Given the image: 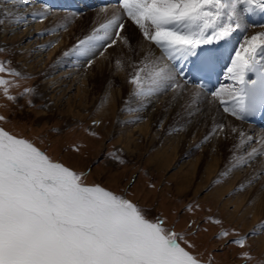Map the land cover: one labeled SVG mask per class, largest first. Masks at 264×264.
Instances as JSON below:
<instances>
[{
    "label": "snow or ice",
    "instance_id": "obj_1",
    "mask_svg": "<svg viewBox=\"0 0 264 264\" xmlns=\"http://www.w3.org/2000/svg\"><path fill=\"white\" fill-rule=\"evenodd\" d=\"M8 3L24 5L27 0ZM40 7L42 11L30 14L31 21L42 23L53 11L43 0ZM118 9L120 14L63 56L89 57L101 40L106 41L104 51L119 42L135 53L133 38L125 28L126 18L143 41L161 52L156 57L149 49L139 65H133L134 73L128 79L133 86L131 94L142 103H150L157 93L171 90L179 95L194 77L209 72L218 58L215 50L202 49L204 59L192 61L191 67L189 58L200 59L197 49L201 45L226 40L237 31L246 32L245 17L264 14V0H118ZM3 22L0 19V24ZM13 23L27 24L28 17L18 15ZM258 27L264 29V24ZM101 30L104 35L98 36ZM45 34H56V30L39 35ZM53 46L46 45L45 50ZM92 63V59L87 60L88 67ZM115 66L122 71L123 60H116ZM5 72L0 64V74ZM8 74L22 76L14 70ZM250 74L256 78L250 79ZM226 79L232 83L211 93L224 113L243 121L257 111L264 112V31L243 37ZM10 86V81L0 78L3 96L15 102ZM32 92L26 89L22 95ZM28 102L31 105L30 99ZM7 120L0 115V121ZM230 135L239 140L233 145L236 166H251L264 155V134L254 140L231 124L214 125L205 141ZM253 142L261 147L236 155L246 143ZM261 167L264 171V163ZM86 179L73 168L53 161L32 142L0 128V264H211L196 253V244L189 239L195 234L191 224L187 232H178L161 215H152L129 199L127 191L116 193ZM230 243L243 249L245 239ZM243 257L250 259V254L244 252Z\"/></svg>",
    "mask_w": 264,
    "mask_h": 264
},
{
    "label": "bare ground",
    "instance_id": "obj_2",
    "mask_svg": "<svg viewBox=\"0 0 264 264\" xmlns=\"http://www.w3.org/2000/svg\"><path fill=\"white\" fill-rule=\"evenodd\" d=\"M36 1L27 0L24 5H12L8 3V0H0V19L4 21L0 24V49L6 54L10 53L11 65L14 64L15 70L19 73L28 74V71L37 68L36 74L39 75V82L34 85L35 95L38 100L45 101V111L41 112L40 120L51 117L50 112L53 109L57 110L61 104H65L66 108L62 120L69 124L73 122L67 121V117L76 122L83 121L86 118L84 110L98 106L96 116L91 119L100 121L101 125L95 131H99L106 120H109L111 125L119 123L118 119L123 111L127 113L133 111L126 115L123 121L129 119L140 121L145 117V122L137 124L133 128H131L132 126H124L123 128L114 129L119 134L117 142L122 144L126 154L135 152V150L139 152L144 147L152 149L154 154L146 160V163L154 164L159 170L175 169L169 173L170 175L167 178L176 181L177 190L184 187L183 184L189 186L190 183L196 182L193 180H200L197 184L199 187L202 184L201 180L210 185L218 175L221 177V174L237 168L234 164L233 145L239 143V140L235 135H230L227 139L223 136L213 137L204 146H199L202 141L205 142L206 135L214 125L219 123L231 124L253 136L254 139H258L261 134H264V131H259L249 124L224 113L218 99L205 94L195 86L186 84L179 95L171 90L157 93L151 98L150 103H142L137 100L131 94L133 86L128 83V79L135 70L133 65L138 66L139 61L149 49L156 57H160L161 52L154 45L143 41L138 30L126 18L124 21L125 28L127 34L133 38L136 47L135 53L130 52L123 44L117 42L113 47L107 48L105 52L108 54L93 58V65L95 64L96 68L93 69L95 71L91 72L90 70L89 72L86 70L84 73L81 71L76 74L70 68L64 70L65 63L68 64V61L66 59L65 61H59L60 63L56 61L55 56H57V53L60 50H63L64 53V49L74 47L75 45L72 46V42L79 39L74 37L86 36L87 38L92 35L96 27L99 29L101 25L107 23L115 15L120 14V10L114 6H107L94 11L91 10L85 15L78 14L75 17L70 15L72 14L70 12L53 10L51 15L41 23L33 22L30 19L32 12L43 10L35 4ZM6 12L8 15H5ZM18 15L28 17V23H13ZM248 19L257 24H263L264 14L257 13L248 16ZM10 22L12 27L10 29L5 28L6 23ZM62 25H66L67 28L61 34L62 40L59 45L47 53L43 49L44 47L37 48L45 46L46 39H39L41 31L49 27L55 28ZM245 25L248 32L247 23ZM252 34L246 35L250 36ZM8 35H10L8 39L14 40L13 42L6 41ZM244 36L245 31H237L233 33L230 40L228 38L219 41L223 56L230 59L229 67L234 52L243 41ZM118 59L124 62L122 71L116 69L115 61ZM52 60H54V66ZM225 80L230 84L232 83V81L226 79V75ZM71 90H74L73 94H69ZM95 93L98 95H92ZM123 121H120V123ZM157 125H160L159 130L156 129ZM175 129H178V132L173 133ZM251 130L254 132L253 134H251ZM196 145L200 147V150H197V147L195 148L196 151L194 150ZM252 147L259 149L261 146L257 143L253 146L246 143L236 155H246ZM184 153L185 157H188L185 165H175ZM118 154L119 157L125 158L122 152H118ZM262 163H264V158H256L250 168L262 169ZM252 179V174H244L237 182L238 185L235 186L233 181H225L223 185L217 186L209 192V196L219 202L220 210L229 207L232 209L231 212L227 213L228 216L236 218L244 230L250 225H264V190L259 193L258 187H255L251 192L249 191L248 200L246 199L247 193H244V195L239 194L234 199L226 196L233 191V187L248 188L247 185ZM250 203L251 205L248 206ZM251 243L257 245L260 252H264V231L261 236L251 241Z\"/></svg>",
    "mask_w": 264,
    "mask_h": 264
},
{
    "label": "rangeland",
    "instance_id": "obj_3",
    "mask_svg": "<svg viewBox=\"0 0 264 264\" xmlns=\"http://www.w3.org/2000/svg\"><path fill=\"white\" fill-rule=\"evenodd\" d=\"M35 4L39 5L37 3ZM97 9L100 8L94 10ZM87 12L89 11L81 14L85 15ZM73 16H78V14ZM249 21L253 22L250 19ZM11 27V22L6 23L5 28L10 29ZM66 28V25H62L61 27L55 28L49 27L40 32L45 33L50 32L52 29L56 30V34L54 35H39V39H46L45 46L54 44L53 47L46 50V53L59 45L62 40L61 34L66 31ZM96 29L97 27L95 30ZM260 30L264 31V29L260 27L253 26L249 29L247 34H252ZM96 34L98 36L104 35L103 30ZM51 36L53 37L50 39ZM9 37L10 35L6 37V41L8 42L11 41L8 39ZM74 38L79 39H77L76 42H72V46H76L79 41L87 39L86 36ZM13 41L14 40L11 42ZM96 43L97 49L95 53L89 57H65L62 54L63 50H60L57 56H55L56 59H54L58 62L65 61L66 59L68 64L64 62L65 67L63 66V69L70 68L76 74L81 71L84 73L86 70L89 72L90 70L91 72L95 71V64L93 65L92 63V66L88 67L87 60H93V58L97 56L100 57L101 55H99V52L104 51L103 46L106 41L101 40ZM45 46L37 48L44 47L43 49H45ZM74 47L66 48L64 51L70 52V49ZM106 54L108 53L104 51V55ZM58 56L61 58L59 59ZM53 61L54 60H52V62ZM0 64L6 69L4 74H0V78L11 82L9 93L16 98L15 102L7 100L2 94L3 89H0V115H4L8 118L7 122L0 121V128H3L5 131H8L18 138H23L32 142L40 150L44 151L53 161L63 163L65 166H69L78 173L85 175L87 177V183H100L102 186L116 193L127 191L129 199L149 209L152 215H161L169 225L174 224L176 231L187 232L189 230L188 226L191 224V230L195 234L189 236V239L196 244V253L203 260L211 261V264H264V252H260L257 245L253 244L254 242L251 243V241L262 235L264 229H262L261 224L247 226L244 230L242 225L237 222L236 218L228 216L227 213L232 211L230 207L225 210H220L219 202L215 199L214 201L209 196L211 190L217 186L223 185L225 181H233L236 186L239 184L237 182L244 174H252L253 179L247 185L248 188L233 187V191L226 196L227 198L231 197L234 199L239 196V194L244 195V193H247L246 199L248 200L249 191L251 192L255 187H258L259 193L264 190V171H262V169L250 168V166H237L235 170H229L227 173L221 174V177L218 175L210 185L201 180L202 184L199 187L197 184H199L200 180H193L196 182L190 183L189 186L183 184L184 187L177 190L176 181L174 180V182L167 178L170 175L169 173L175 169L159 170L154 164L146 163V160L154 154L152 149L144 147L143 149L141 148L139 152L135 150V152L126 154L122 148V144L117 142L119 134L116 133L114 129L116 130L118 127L123 128L124 126H132L131 128H133V126L145 122V117L140 121H135L134 119V121L132 119L123 121L126 115L133 112L128 111L127 113L123 111L118 119L119 123L123 121L122 123L111 125L110 121L106 120L99 131H95L101 124L100 121L91 119L96 116L98 106L95 108L90 107L88 110L85 109L84 113L86 118L83 121L76 122L67 117V121L73 122L69 124L62 120V115L65 114L66 108L64 106L65 104H61L60 107L58 106V111L53 109V111L50 112L51 114L49 113L51 117H45L43 120H40L41 112L45 111V101L38 100L35 95L34 85L36 82H39V75L36 74L37 68L28 71V74L21 73L22 76L19 77L8 74V70L18 71L15 70L14 64L11 65L10 53L6 54L2 49H0ZM228 84L229 83H226V86ZM26 89L33 90L30 96L22 95ZM73 93L74 90L69 92V94ZM92 95L98 94L95 93ZM29 99L31 100V105L28 102ZM128 121L132 122L130 123ZM173 124H175V122H173ZM156 129L159 130L160 125H157ZM175 132H178V129L173 131V133ZM251 134L253 133L251 132ZM205 143L206 141H202L199 146H204ZM255 144L254 142L250 143L251 146ZM200 147L196 145L194 150H200ZM76 149H78V151ZM118 152H122L125 158L119 157ZM182 156L183 157H180L181 159H179L175 165H185V161L188 160V157H185V153ZM260 157L264 158V155L258 156L257 158ZM121 160H123L124 163H120ZM249 205H251V203L248 204V206ZM189 208L192 210L188 211ZM216 220H219L221 223H214ZM224 232L228 233L227 237L223 236ZM241 238L245 239L243 249L235 243H230V241ZM244 252L250 254V259H245L243 257Z\"/></svg>",
    "mask_w": 264,
    "mask_h": 264
}]
</instances>
